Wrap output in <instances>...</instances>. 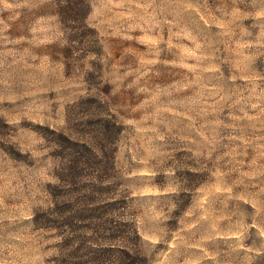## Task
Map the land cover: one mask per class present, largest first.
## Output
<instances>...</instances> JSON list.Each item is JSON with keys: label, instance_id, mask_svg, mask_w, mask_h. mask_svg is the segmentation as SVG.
<instances>
[{"label": "rangeland", "instance_id": "rangeland-1", "mask_svg": "<svg viewBox=\"0 0 264 264\" xmlns=\"http://www.w3.org/2000/svg\"><path fill=\"white\" fill-rule=\"evenodd\" d=\"M122 248L264 264V0H0V264Z\"/></svg>", "mask_w": 264, "mask_h": 264}, {"label": "trees", "instance_id": "trees-1", "mask_svg": "<svg viewBox=\"0 0 264 264\" xmlns=\"http://www.w3.org/2000/svg\"><path fill=\"white\" fill-rule=\"evenodd\" d=\"M74 8L72 5L68 6V10L71 11V9ZM122 254H126L129 257V261L126 264H145L144 259L141 260L138 256V252H135V250H131L129 248H122L121 249ZM131 258V260H130ZM125 258L118 256L117 263L118 264H124Z\"/></svg>", "mask_w": 264, "mask_h": 264}]
</instances>
